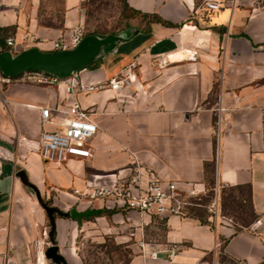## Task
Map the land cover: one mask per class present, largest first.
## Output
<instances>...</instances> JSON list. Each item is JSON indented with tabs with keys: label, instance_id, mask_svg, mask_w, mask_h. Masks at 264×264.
Segmentation results:
<instances>
[{
	"label": "crops",
	"instance_id": "obj_1",
	"mask_svg": "<svg viewBox=\"0 0 264 264\" xmlns=\"http://www.w3.org/2000/svg\"><path fill=\"white\" fill-rule=\"evenodd\" d=\"M84 1L61 0L59 24L47 25L38 18L41 0H0V48L11 37L14 52L52 51V41L67 38L72 27L84 31ZM205 1L222 8L207 10ZM125 4L160 21L146 27L132 21L112 51L76 71L96 83L136 64L128 88L77 95L93 109L97 127L89 158L54 163L38 153L41 130L54 128L41 125L38 108L65 124L72 97L64 83L18 75L0 90L6 102L0 100V264H55L44 254L53 246L65 264H89L85 242L106 239L125 252L117 264H221V256L232 264H264V1ZM135 161L206 204L193 202L192 215L150 219L89 206L72 194L74 187L125 177ZM42 203L56 209L53 229ZM142 236L152 248L178 250L171 261L164 253L141 255L135 241Z\"/></svg>",
	"mask_w": 264,
	"mask_h": 264
},
{
	"label": "built area",
	"instance_id": "obj_2",
	"mask_svg": "<svg viewBox=\"0 0 264 264\" xmlns=\"http://www.w3.org/2000/svg\"><path fill=\"white\" fill-rule=\"evenodd\" d=\"M203 6L210 11H218L222 8V5L216 1H205ZM83 35L81 25L72 27L67 38L60 37L52 41L51 49L52 51L73 49ZM14 43L13 38H6L5 50L14 52ZM24 75L29 81L41 84L64 83L66 93L72 97L65 111V124L52 120L48 108H38L41 125L49 124L54 127L51 130H41L37 145L38 153L45 161L63 163L70 158H89L91 156L89 140L97 130L91 117L93 109L83 107L77 100V95L105 88L113 92L128 88L135 80L136 64L131 62L107 81L96 83L82 80L77 72L65 78L44 72H24ZM10 79L0 73V86L8 83ZM72 194L77 200L85 201L89 206L95 204L112 211L134 212L152 219L185 215L186 208L194 205L190 198L195 197L197 192L193 190L184 192L175 181L155 177L148 167L135 161L130 173L125 177H120L110 184H86L82 188L74 187ZM207 209L213 213L214 203L207 205ZM135 244L141 255H148L153 259L164 253L165 258L171 261L178 250L175 245L152 248V243L145 242L143 236L136 240ZM145 246L149 249L145 250Z\"/></svg>",
	"mask_w": 264,
	"mask_h": 264
},
{
	"label": "water",
	"instance_id": "obj_3",
	"mask_svg": "<svg viewBox=\"0 0 264 264\" xmlns=\"http://www.w3.org/2000/svg\"><path fill=\"white\" fill-rule=\"evenodd\" d=\"M123 39L124 35L122 33L89 34L83 35L79 43L70 50L43 51L35 47L19 52L5 50L0 52V73L6 77H16L24 72H44L65 78L76 71L90 67L104 54L112 51L115 45ZM19 176L24 184L29 185L22 171L19 172ZM42 206L48 214L53 229V213L56 209L48 207L44 203H42ZM71 214L74 215L73 212ZM49 234L51 235V233ZM56 250L55 246L48 248L44 253L45 257L55 264H65L62 257L56 253Z\"/></svg>",
	"mask_w": 264,
	"mask_h": 264
},
{
	"label": "rangeland",
	"instance_id": "obj_4",
	"mask_svg": "<svg viewBox=\"0 0 264 264\" xmlns=\"http://www.w3.org/2000/svg\"><path fill=\"white\" fill-rule=\"evenodd\" d=\"M252 1L262 2L264 0ZM38 18L44 24L58 25L61 20V0H41ZM82 18L84 35L118 34L126 29L132 21L138 20L142 26L144 25L146 27L151 20V18H142L140 15L128 9L125 0H85L83 3ZM20 75L23 80L29 81L24 73ZM12 80L10 79L8 83L2 84L0 88H5ZM0 100L3 104H6L1 94ZM205 200L207 199H191L190 201L203 203ZM83 251L89 264H117L125 258V252L121 251L113 241L107 239L100 242H85ZM220 263L232 264L223 256L220 257Z\"/></svg>",
	"mask_w": 264,
	"mask_h": 264
},
{
	"label": "trees",
	"instance_id": "obj_5",
	"mask_svg": "<svg viewBox=\"0 0 264 264\" xmlns=\"http://www.w3.org/2000/svg\"><path fill=\"white\" fill-rule=\"evenodd\" d=\"M143 17H146V18H151V20L150 21H152V20H157V21H160V19L159 18H157L156 17V15H149V14H143L142 15ZM149 21V22H150ZM163 23H165V24H169L168 22H163ZM5 50V48H3V47H1L0 48V52H2V51H4ZM20 76V75H19ZM11 79H14V78H17V77H10ZM206 202H207V200H205L203 203H201V202H196L197 204H200V206H202V205H204V204H206ZM187 209H188V211H187ZM186 209V213L188 214V215H192V209L190 208H187ZM200 221L201 222H206V220H204V219H200Z\"/></svg>",
	"mask_w": 264,
	"mask_h": 264
},
{
	"label": "bare ground",
	"instance_id": "obj_6",
	"mask_svg": "<svg viewBox=\"0 0 264 264\" xmlns=\"http://www.w3.org/2000/svg\"><path fill=\"white\" fill-rule=\"evenodd\" d=\"M181 56H182V55L178 56V58L181 57Z\"/></svg>",
	"mask_w": 264,
	"mask_h": 264
}]
</instances>
